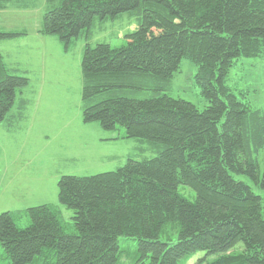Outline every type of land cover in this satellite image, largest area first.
Wrapping results in <instances>:
<instances>
[{
	"label": "trees",
	"instance_id": "16d2710c",
	"mask_svg": "<svg viewBox=\"0 0 264 264\" xmlns=\"http://www.w3.org/2000/svg\"><path fill=\"white\" fill-rule=\"evenodd\" d=\"M37 0H0V10ZM37 32L66 51L82 36L84 123L124 128L155 156L129 158L116 170L63 175L58 201L0 213V264H115L119 237L136 239L133 264H264V206L244 176L264 191V109L240 100L226 84L238 58L264 57V0H48ZM138 27L112 48L90 46L97 19L124 12ZM0 29V41L25 36ZM197 66L195 83L208 104L199 109L169 94L180 61ZM29 78L0 53V122L28 103ZM185 193L179 191V188ZM27 218L19 228L16 220Z\"/></svg>",
	"mask_w": 264,
	"mask_h": 264
},
{
	"label": "rangeland",
	"instance_id": "374dc122",
	"mask_svg": "<svg viewBox=\"0 0 264 264\" xmlns=\"http://www.w3.org/2000/svg\"><path fill=\"white\" fill-rule=\"evenodd\" d=\"M47 1L37 0L34 9L29 10H0V29L27 32L26 36L0 41V53L8 67L29 78L21 95L28 100L26 107L18 108V97L10 110L13 114L20 112V117L0 122V213L52 204L61 221L72 230V212L58 201L57 182L61 176L116 170L129 158H149L156 152L145 141L124 137L120 126L106 130L97 122H83L80 62L85 40L82 36L73 39L65 51L57 37L35 35ZM138 22L135 11L114 18H95L89 27L88 43L91 47L99 42L120 47ZM43 55L46 60L41 62L38 56ZM32 59L37 61L33 64ZM196 71L193 62L182 59L171 78L169 94L202 109L208 101L195 83ZM226 84L238 99L247 100L254 109H264V57L238 58ZM263 157L264 148L259 153L260 164ZM237 178L252 186L264 206V191L244 176ZM179 191L185 193L182 187ZM16 224L24 228L28 220L22 217ZM118 243L115 264H133L138 256L136 239L119 237ZM203 254L196 252L186 264H193Z\"/></svg>",
	"mask_w": 264,
	"mask_h": 264
},
{
	"label": "crops",
	"instance_id": "0c3cea01",
	"mask_svg": "<svg viewBox=\"0 0 264 264\" xmlns=\"http://www.w3.org/2000/svg\"><path fill=\"white\" fill-rule=\"evenodd\" d=\"M35 6H36V5H35ZM35 6H34V7H35ZM34 7H32V8L34 9ZM29 9H30V7H29V8H20L19 10H29ZM38 34H39L38 32L35 33V35H38ZM26 35H27V34H26ZM26 35H25V36H26ZM28 36H29V35H28ZM38 36H42V35L39 34ZM0 52H1V50H0ZM38 57L40 58L39 60H41V62H43L44 60H46V59H45V55H43L42 57H41V56H38ZM35 61H37V60L32 59L31 62L33 63V62H35ZM41 62H40V63H41ZM33 64H34V63H33ZM41 65H42V64H41ZM3 211H5V210H3ZM3 211H2V212H3ZM6 211H9V210H6Z\"/></svg>",
	"mask_w": 264,
	"mask_h": 264
}]
</instances>
